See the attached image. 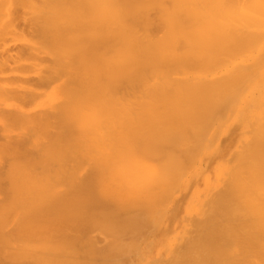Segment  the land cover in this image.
I'll return each instance as SVG.
<instances>
[{
  "label": "bare ground",
  "instance_id": "1",
  "mask_svg": "<svg viewBox=\"0 0 264 264\" xmlns=\"http://www.w3.org/2000/svg\"><path fill=\"white\" fill-rule=\"evenodd\" d=\"M33 1L29 21L16 17L45 43L47 108L25 119L33 172L22 157L1 171L0 264L131 262L120 238H145L156 209L168 206L165 220L181 207L208 159L225 172L224 187L189 224L194 236L172 264H264V0ZM240 107L254 112L223 133ZM142 160L160 173L149 196L101 194L102 175L116 166L135 175Z\"/></svg>",
  "mask_w": 264,
  "mask_h": 264
},
{
  "label": "rangeland",
  "instance_id": "2",
  "mask_svg": "<svg viewBox=\"0 0 264 264\" xmlns=\"http://www.w3.org/2000/svg\"><path fill=\"white\" fill-rule=\"evenodd\" d=\"M4 1H6V0H4ZM15 0H7L6 2H3L2 0H0V12L2 11L3 12V14L2 15H0V19H1V21H0V35H1V37H0V134L2 133L4 136L6 135V134H8L9 135V137H4L3 138V135H0V141L2 140V139H4V140H2V142H0V147L2 148V149H0L2 152H4L3 150H5V152L8 150V147H11V149L13 148V147H15V149H16V147L17 148H19V149H21L20 150V152H19V149L16 151V150H14V148L12 149V154L9 156V157H7L6 159H5V157H6V155L9 153L10 154V152H11V149L9 150V152L7 153L6 152V155L4 156V154H5V152L2 154V152L0 153L1 155V157H0V175L2 174V172H3V170L4 169H7V170H4V172L6 173L8 170H9V168L11 169L12 167H10V165H13L14 163L16 164V163H18V162H16V161H14V160H16V159H18L19 158V160H21V158L20 157H22V158H25L24 159V161L26 162V164L27 165H30V166H28L29 168H27V172H29V174L30 173H32L33 172V170H34V168L31 166V162H33V160L36 158V154H37V152H36V150H34V152H33V149H34V146H33V143L31 144V143H29L30 141L27 139V137L29 136L30 137V132H31V130H33L34 129V125H33V122H31L33 119H35V118H37V114H38V116H39V114L40 115H42V114H44V112H45V110H46V108H47V106H46V104L47 103H45V101H47L46 100V96H47V92H48V85H47V82H45L44 80L42 81V78L44 77V76H46V69H47V57H46V49H45V47L46 46H44L45 45V43H43V41H42V39L40 40V42L38 41V43H36V39H32V37L34 38V36H32V34L31 33H33L34 31L32 30V29H30V27H32V26H30L31 24V22L29 23V25L27 24V23H25V21L23 22V23H25L26 25H28V26H30V27H27V26H25V24L23 25L22 24V20L21 19H17L18 17L20 18V16L21 15H24V17L27 19V21H29L30 20V14H31V12H32V7H33V4L32 3H34V1L32 2L31 0V2H30V4L29 3H27L28 4V7L27 6H24V7H20L21 5H19L20 3H17L18 2V0H17V2H14ZM8 2V3H7ZM240 2H241V0H240ZM243 2V1H242ZM2 3V4H1ZM3 3H4V8L3 7H1L2 5H3ZM13 3H14V5H13ZM16 4L18 5V6H16ZM32 4V5H31ZM25 5V4H24ZM35 5V4H34ZM14 6V7H13ZM31 6V7H30ZM16 7V8H15ZM27 7V8H26ZM3 10H2V9ZM9 8V9H8ZM18 8V9H17ZM21 8H25V10L23 9L22 11H21ZM13 9V10H12ZM8 10H11V11H8ZM16 10H19V12L21 13H19L18 11H16ZM5 11V12H4ZM25 11V12H24ZM1 12V13H2ZM12 12H15L16 14H18V15H15V13H12ZM18 12V13H17ZM27 12V13H26ZM0 13V14H1ZM10 13H12L11 15H10ZM2 16V17H1ZM16 16H18V17H16ZM10 17V18H9ZM11 17H13V19L11 20ZM22 17V16H21ZM29 18V19H28ZM10 19V20H9ZM4 20H5V22H4ZM8 20V21H7ZM14 20H15V22L17 21V23H18V21L20 22V24L18 23V26L21 28H19L16 24L17 23H14ZM10 21V22H9ZM6 22H9V23H11L13 26H11V24H10V26L13 28H11L9 25H7V23ZM6 24V26L4 25V24ZM14 23V24H13ZM21 25V26H20ZM2 26H4V28L2 27ZM8 26V27H7ZM16 28H15V27ZM28 29H27V28ZM1 28H3V29H5L4 31H3V29H2V32H1ZM8 28V29H7ZM11 28V29H10ZM18 29V30H17ZM25 29H26V31H25ZM23 30H24V32H23ZM29 30V31H28ZM5 31H7V33L5 34ZM12 31H14V32H12ZM17 31H19V32H17ZM28 31V32H27ZM31 31H33V32H31ZM29 32H31L30 33V35L32 36H30L29 35ZM35 33V32H34ZM20 34H22V35H20ZM3 35V36H2ZM26 35V36H25ZM28 35H29V37L30 38H28ZM34 35V34H33ZM38 34H37V32H36V36H37ZM20 36H22V37H20ZM35 36V37H36ZM37 38V37H36ZM41 38V37H40ZM39 37H38V39H40ZM41 41H42V43H41ZM27 43V44H26ZM26 44V45H25ZM27 46V47H26ZM29 46L30 47H32V48H29ZM39 46V47H38ZM35 47V49H37V50H35V49H33ZM38 48H40V49H38ZM30 51V52H28V51ZM22 51V52H21ZM26 51V52H25ZM41 51V52H40ZM43 51V52H42ZM4 54V56H2L3 54ZM8 53H10V54H8ZM18 53V54H17ZM37 53V54H36ZM16 54V55H15ZM21 54V55H20ZM23 54V55H22ZM5 55H6V57H5ZM17 55H19L18 57H17ZM35 55V56H34ZM37 55L39 56V58L37 57ZM9 56H11V59H12V57H13V59H12V61H9V60H11L10 58H9ZM44 56V57H43ZM23 57V58H22ZM35 57V58H34ZM2 58V59H1ZM41 58L43 59V60H45V61H42V62H40V60H41ZM4 59H7L6 61L4 60ZM14 59H15V61H14ZM37 59V60H36ZM39 59V60H38ZM2 60H4L5 62H6V64H5V62L4 61H2ZM18 60V61H17ZM3 63H2V62ZM35 63H36V65H35ZM8 64V65H7ZM22 64V65H21ZM23 64H25L24 66H23ZM46 65V66H45ZM42 69V70H41ZM44 72V73H43ZM41 76V77H40ZM43 76V77H42ZM183 77H188L187 75H185V74H183L182 75ZM39 78V79H38ZM24 79V80H23ZM41 79V80H40ZM45 79V78H44ZM19 80V81H18ZM22 80V82H20ZM45 82V83H44ZM45 84V85H44ZM2 87V88H1ZM16 87V88H15ZM5 88H7V90L5 89ZM1 89H5L4 91L3 90H1ZM14 89V90H13ZM9 90V91H8ZM12 90V91H11ZM11 91V92H10ZM14 91V92H13ZM20 91L23 93L24 91V93H26V92H28L27 93V95L25 94H22V93H20ZM34 91H36V92H34ZM2 92H5V93H2ZM31 92V93H30ZM39 92H40V95H39ZM32 93H34V95L36 96V97H34V95L32 94ZM36 93H37V95H36ZM41 93H43V94H41ZM244 93H253V92H244ZM4 94V95H3ZM12 94V95H11ZM14 94V95H13ZM22 95H24V96H22ZM33 95V96H32ZM21 96H22V98H21ZM27 96H28V99H27ZM31 96V97H30ZM19 97V98H18ZM17 98V99H16ZM21 98V99H20ZM26 98V99H25ZM23 99V101H21ZM18 100V101H17ZM20 100V101H19ZM26 101V102H25ZM22 104V105H21ZM24 105V106H23ZM44 108V109H43ZM43 109V110H42ZM248 110V112H246ZM43 111V112H42ZM235 111V110H234ZM238 114H237V113ZM254 112V109L253 108H249V109H244V108H242V107H240V108H238L237 109V111H235V114L233 115L232 114V116H231V113L230 114H228V116H231V117H229V118H232L233 117V119H232V121L230 122V124L229 125H227V126H225V129H224V131H223V133L225 132V131H227V129H230V127L232 128H236L237 126V124L240 122V120H241V118H245L246 117V115L249 113L250 115H252V113ZM13 113V114H12ZM21 113V114H20ZM28 113H30V115L28 114ZM232 113H234V112H232ZM8 114V116H6ZM12 114V115H11ZM26 114V115H25ZM244 114H246L245 115V117H244ZM9 115H11L10 116V118H11V120H10V123H11V125H10V123L8 124V122H9V120L8 119H10L9 118ZM14 115V116H13ZM16 115H18V116H16ZM23 115V116H22ZM28 115V116H27ZM236 115V116H235ZM239 115V117H237ZM235 116V117H234ZM16 117V118H15ZM26 117L30 120L31 118V121L29 122V120H27V121H25V119H26ZM30 117V118H29ZM6 118H8V119H6ZM18 118H20V120L18 119ZM21 118H23L24 120V122L23 121H21L22 119ZM236 118V119H235ZM16 119H18V120H16ZM6 120H8V121H6ZM16 120V121H15ZM5 121V122H4ZM14 124H13V123ZM23 122V123H22ZM233 122H235V124L233 123ZM254 122V120H252L251 122H250V124L249 125H251L252 123ZM15 123H17V124H15ZM29 123V124H28ZM32 123V124H31ZM23 124V125H22ZM25 124H28L29 125V127L27 126V125H25ZM13 125V126H12ZM22 127H21V126ZM234 125V126H233ZM253 125H254V123H253ZM252 126V125H251ZM15 127V128H14ZM19 127V128H18ZM18 128V129H17ZM6 129V130H5ZM8 129V130H7ZM16 129V130H15ZM29 129H30V131H29ZM250 129V128H249ZM28 131H29V133H28ZM19 132V133H18ZM22 132V133H21ZM26 133L27 135L25 136V134L24 133ZM247 132V131H246ZM227 132H225V134H226ZM17 134V135H16ZM11 135H13V136H11ZM22 136V137H21ZM250 136V135H249ZM10 138V140H8ZM12 138H14V140L12 139ZM17 140H16V139ZM21 138H23V139H21ZM224 138H226V137H224ZM7 140H8V142H7ZM22 140H28L27 142H28V144L26 143V144H24V143H22V142H20V141H22ZM243 140H246V138H244ZM16 142V143H13V142ZM4 142H6L7 143V145H3L2 143H4ZM18 142H20V143H18ZM10 143H12L11 145H8V144H10ZM1 144H2V146H1ZM13 144H15V145H17V146H15V145H13ZM31 146H30V145ZM19 145H20V147H19ZM21 146H23V148L21 147ZM26 146H28L27 148H26ZM30 146V147H29ZM7 147V148H6ZM26 148V149H25ZM23 149V150H22ZM32 149V150H31ZM14 151H16V152H14ZM21 153V154H19V153ZM22 152H24V153H22ZM18 153V154H17ZM36 153V154H35ZM22 155V156H21ZM28 155V156H27ZM4 156V157H3ZM8 156V155H7ZM12 157V158H11ZM17 157V158H16ZM29 157H31V158H29ZM4 160H3V159ZM10 160H9V159ZM214 159L215 160H217V156L216 157H214ZM8 160V161H7ZM19 160H17V161H19ZM12 161V162H11ZM4 162H5V165H4ZM208 162V163H207ZM214 160L212 161V160H207L206 162H203L202 164H200V165H197V167H195L194 169H193V184H192V186L191 185H189L188 186V189H189V191H188V193H186L185 195L187 196H185V195H181L180 196V194H179V192H178V195L181 197H179L178 199H180V202H182L181 203V207H176L177 208V210L176 211H174V213L172 214V212L171 213H169L170 215H172V216H170V218H171V220H168V218H167V216L169 215H167L166 216V218H165V220L164 219H161V213L163 212L162 210H164V209H166V208H168V206L166 207V208H160V210H158V209H156L155 210V212H156V214H157V210H158V212L160 213H158L157 214V216H156V214H155V212L153 213V215L151 214V216L152 217H150V218H148L150 221H151V225L153 226H151L150 225V223H149V225L150 226H148V225H146L145 223H147V222H150L148 219H147V217H146V220L144 219V221H143V223L146 225V226H148L147 227V229H145L146 230V232L147 231H149V234H148V232L147 233H145V231H141V232H144L145 233V238L143 237V235L142 236H140V234H141V232H140V234H139V238H138V240L140 239V237H143V239L139 242V241H137V240H135L136 239V237L135 236H137V235H135L134 236V240H132L133 239V236H131V235H125V236H123V238H120V240H122V242L124 243V249L125 250H129L128 249V247H127V249H126V243L128 242V243H130V245L133 247V248H131V247H129L131 250H132V253L134 252L135 254L137 253V254H140L139 256H137V254L135 255L134 253L133 254H129L130 253V251L128 252V254L131 256H129L128 254L126 255L125 253L127 252H123L122 254H125V257H123L122 255L118 258V259H123V261H124V259H126L127 260V258H132V259H130L131 260V262H126V261H124V263L125 264H162V263H164V264H172V262L171 261H173V259L175 258V257H177V255H178V253H180L181 252V246H180V248H179V246H178V244H185V242H186V244H187V241H189V240H191V238L194 236V230H193V226H195V225H199V223H200V220H202L203 218H204V212L203 211H205V209L207 208L206 206L208 205V203H209V201H210V199H211V197H212V194H213V192H215V190H217V189H219V188H222V187H224V182H225V172L224 171H222V168H221V166H219V165H214ZM9 164V165H8ZM206 166H205V165ZM208 164L210 165V166H208ZM212 164V165H211ZM8 166V167H7ZM201 168H200V167ZM208 166V167H207ZM4 167V168H3ZM6 167V168H5ZM199 167V168H198ZM2 168V169H1ZM205 168V169H204ZM197 169V170H196ZM13 170H14V168H13ZM2 171V172H1ZM201 171V172H200ZM10 172V171H9ZM199 173V174H198ZM202 173H203V175H202ZM199 177V178H198ZM222 178V179H221ZM198 179V180H197ZM219 179H221V181L219 180ZM186 180V179H185ZM223 182V183H222ZM223 185V186H222ZM196 186H197V188H196ZM190 187H191V189H190ZM196 188V189H195ZM181 189V188H180ZM215 189V190H214ZM223 189V188H222ZM222 189H219V191L218 192H220V191H222ZM214 190V191H213ZM217 192V191H216ZM215 192V193H216ZM217 192V193H218ZM215 193L213 194L214 196H216L217 195V193H216V195H215ZM200 195H203V196H200ZM185 198V199H184ZM213 198V197H212ZM208 199V200H207ZM204 202V203H203ZM172 203L173 202H170V204H169V206L171 207L172 206ZM202 204V205H201ZM204 207V208H203ZM201 213H202V215H201ZM185 215V216H184ZM159 216H160V219H159ZM188 216V217H187ZM201 216V217H200ZM156 217V218H155ZM190 218V219H188V221H187V218ZM200 217V218H199ZM154 218L156 219V222H154V221H152V219L154 220ZM185 218V219H184ZM197 220H199L198 222H196ZM152 222H154V223H160L159 224V226L157 227V225L156 224H154V223H152ZM189 222V223H188ZM191 222H192V225L193 226H191V225H189V224H191ZM144 224H142V226L144 227ZM188 224V225H187ZM141 226V227H142ZM172 226V227H171ZM151 227V228H150ZM186 227V228H185ZM150 228V229H149ZM188 228V229H187ZM190 228V229H189ZM156 229V230H155ZM185 229V230H184ZM143 230V229H142ZM193 231V232H192ZM151 232V233H150ZM155 232H156V234H155ZM164 232H166V234L164 233ZM181 232H183V233H181ZM193 234H192V233ZM163 233V234H162ZM188 233V234H187ZM147 234V235H146ZM182 234H186L185 236L184 235H182ZM181 236V238L179 237V236ZM189 235V236H188ZM128 236V238H129V236H131L130 237V239H126L125 237H127ZM147 236H148V239H146L147 238ZM177 236H178V238H177ZM100 237H103V235L102 236H100ZM138 237V236H137ZM180 238V239H179ZM126 240V243H125V240ZM166 239V240H165ZM183 239V240H182ZM186 241H185V240ZM119 240V241H120ZM129 240V241H128ZM133 241V243L131 242V241ZM180 240H181V242H180ZM149 241H151L150 243H149ZM185 241V242H184ZM136 244V245H132V244ZM138 244V245H137ZM184 244H183V246H184ZM130 245H128V246H130ZM140 245V246H139ZM177 245V246H176ZM149 248H148V247ZM182 246V247H183ZM139 248V250H138V248ZM179 248L180 249V251L179 250H177L176 249V251H177V253L175 252V248ZM135 248V249H134ZM124 250V251H125ZM133 250H135V251H133ZM140 251V252H139ZM171 251H172V253H171ZM175 253V254H174ZM177 254V255H176ZM175 255V256H174ZM127 256H129V257H127ZM132 256H135L134 258L132 257ZM180 256V255H179ZM177 257V258H180V257ZM121 257H123V258H121ZM127 257V258H126ZM167 257H168V259H167ZM170 257V258H169ZM171 258H173V259H171ZM117 259V258H116ZM114 260V261H121V260ZM163 259H165L164 260V262H163ZM129 260V259H128ZM129 260V261H130ZM113 261V262H114ZM122 261V262H123ZM118 262H116V263H114V264H117ZM119 264V263H118ZM121 264V263H120Z\"/></svg>",
  "mask_w": 264,
  "mask_h": 264
},
{
  "label": "clouds",
  "instance_id": "3",
  "mask_svg": "<svg viewBox=\"0 0 264 264\" xmlns=\"http://www.w3.org/2000/svg\"><path fill=\"white\" fill-rule=\"evenodd\" d=\"M159 180L158 168L150 161L142 160L135 175H129L121 166L111 168L99 178V190L108 197H147Z\"/></svg>",
  "mask_w": 264,
  "mask_h": 264
}]
</instances>
